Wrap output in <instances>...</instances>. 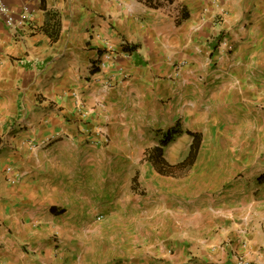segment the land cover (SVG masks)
<instances>
[{
  "label": "crops",
  "instance_id": "obj_1",
  "mask_svg": "<svg viewBox=\"0 0 264 264\" xmlns=\"http://www.w3.org/2000/svg\"><path fill=\"white\" fill-rule=\"evenodd\" d=\"M3 1L23 23L0 14V264H55L57 206L81 203L90 219L102 170L118 155L129 169L152 124L217 100L263 142L264 0ZM109 47L116 62L91 68ZM76 181L85 192L60 195ZM261 181L255 198L238 182L229 212L150 254L159 264H264Z\"/></svg>",
  "mask_w": 264,
  "mask_h": 264
},
{
  "label": "rangeland",
  "instance_id": "obj_2",
  "mask_svg": "<svg viewBox=\"0 0 264 264\" xmlns=\"http://www.w3.org/2000/svg\"><path fill=\"white\" fill-rule=\"evenodd\" d=\"M155 1L159 7L167 5ZM220 37H225L224 33ZM235 112L231 105L221 107L213 100L209 111L201 106L197 112L190 110L184 121L165 117V122L146 128L143 151L141 148L138 157H129V169L120 167L128 157L118 155L102 170L106 178L96 181L92 189L100 196L87 205L92 209L90 219L80 212L84 207L81 203L57 206L64 212L57 218L61 230L55 233V264H159L165 258L154 257L151 252L162 249L185 230L203 227L211 216L221 218L239 202L241 194L235 193V199L229 194L235 184L244 180L255 198L258 189L254 185L263 180L259 169L264 167V140L261 143L256 124L247 136L246 125ZM170 129L179 131L163 148V158L171 165L188 153L192 138L185 131L197 129L193 132L201 134V141L192 164L162 174L144 159L145 152ZM83 174L87 173L76 172L77 176ZM82 185L77 182L60 195L68 199L71 191L77 198L88 188ZM203 211L209 213L207 219L190 220Z\"/></svg>",
  "mask_w": 264,
  "mask_h": 264
},
{
  "label": "trees",
  "instance_id": "obj_3",
  "mask_svg": "<svg viewBox=\"0 0 264 264\" xmlns=\"http://www.w3.org/2000/svg\"><path fill=\"white\" fill-rule=\"evenodd\" d=\"M146 3L149 4V6L156 7L157 5L152 3L151 1H147ZM191 138V143L189 145V150L186 155V157L176 164H169L165 161L163 158V148L167 146L174 138L175 135L179 134V131H176L174 129H170L166 131L163 136L161 137L159 143L157 145H154L153 147L149 148L145 152V160L151 162L156 169L161 172L162 174H167L170 170L176 169V168H184V166H188L193 163L195 156L198 152L200 141H201V134L199 132H193L190 130L185 131ZM171 172V171H170ZM169 172V173H170ZM261 178H264V173L260 175ZM259 177V178H260ZM54 211L55 208L51 207V211ZM59 212H62V210H59Z\"/></svg>",
  "mask_w": 264,
  "mask_h": 264
},
{
  "label": "built area",
  "instance_id": "obj_4",
  "mask_svg": "<svg viewBox=\"0 0 264 264\" xmlns=\"http://www.w3.org/2000/svg\"><path fill=\"white\" fill-rule=\"evenodd\" d=\"M0 14L3 15L5 19V23L10 26L14 27L15 23H19L22 25L23 20H18L16 21L14 19V16L12 14L11 9L4 3L3 0H0ZM224 14L223 9H219L218 12V19L221 18V16ZM219 49L221 51H228L230 50L229 44L227 42V38H221L219 41ZM117 55L115 54L114 50L112 48H108L107 50L104 51V53L98 57L95 61H93L90 66L91 68H103L108 66L110 63H115L116 62Z\"/></svg>",
  "mask_w": 264,
  "mask_h": 264
},
{
  "label": "bare ground",
  "instance_id": "obj_5",
  "mask_svg": "<svg viewBox=\"0 0 264 264\" xmlns=\"http://www.w3.org/2000/svg\"><path fill=\"white\" fill-rule=\"evenodd\" d=\"M174 152V147L171 149V153H173Z\"/></svg>",
  "mask_w": 264,
  "mask_h": 264
}]
</instances>
